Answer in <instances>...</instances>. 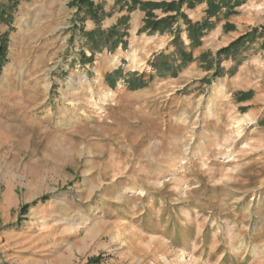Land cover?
<instances>
[{
  "label": "rangeland",
  "instance_id": "obj_1",
  "mask_svg": "<svg viewBox=\"0 0 264 264\" xmlns=\"http://www.w3.org/2000/svg\"><path fill=\"white\" fill-rule=\"evenodd\" d=\"M15 1L0 24V264H264L262 40L211 67L264 25V0L220 17L199 47L183 32L193 60L175 77L148 65L174 52L173 30H144L139 7L92 0L102 29L128 18L111 52L86 44L96 24L81 32L73 0ZM119 69L147 86L110 87Z\"/></svg>",
  "mask_w": 264,
  "mask_h": 264
},
{
  "label": "trees",
  "instance_id": "obj_2",
  "mask_svg": "<svg viewBox=\"0 0 264 264\" xmlns=\"http://www.w3.org/2000/svg\"><path fill=\"white\" fill-rule=\"evenodd\" d=\"M246 0H175L171 2H141L140 0H115V5L121 9L126 8L129 12L134 11L137 7L146 13L144 30L151 32L164 33L173 30V39L170 45L174 52L170 54L160 53L154 56L153 60L148 63L153 71L161 77H175L179 71L189 65L193 58L191 50L186 51L181 34L184 32L189 42L190 49L201 45V38L209 31L214 23L223 17L228 19L238 13L237 8L245 3ZM205 4L204 17L200 21L193 22L188 19L183 9L193 10L198 5ZM17 7L15 0H0V24L10 27L12 23V11ZM72 7L76 9V19L80 25L85 20H91L96 24V28L91 31H84L83 37L86 44L96 48H109L111 52L115 50L122 38L125 36V25L128 18L122 19L118 24L106 29L100 27V22L106 16L101 4H96L92 0H73ZM159 9L165 15L158 18L152 14L153 10ZM124 26L123 29L120 26ZM83 31L82 25L80 26ZM174 28V29H173ZM261 39L260 48L264 51V25L253 28L249 32L241 35L228 46L219 49L215 54L214 74L220 72L219 65L222 58L235 55L240 52L247 44ZM8 34L0 35V71L7 61L8 54ZM204 59V58H202ZM213 65V66H212ZM105 80L110 87L114 88L119 80H123L130 90L145 88L148 84L141 76L129 74L124 77L122 70L119 69L114 73L107 74ZM241 95V94H240ZM252 93L242 95L240 101L251 98ZM264 125V122L262 123ZM26 210V209H25Z\"/></svg>",
  "mask_w": 264,
  "mask_h": 264
}]
</instances>
